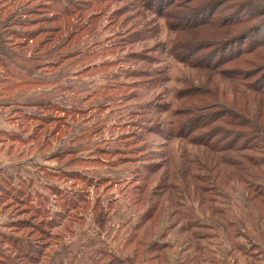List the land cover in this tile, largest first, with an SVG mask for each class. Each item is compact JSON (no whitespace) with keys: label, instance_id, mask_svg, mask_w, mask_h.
<instances>
[{"label":"rangeland","instance_id":"obj_1","mask_svg":"<svg viewBox=\"0 0 264 264\" xmlns=\"http://www.w3.org/2000/svg\"><path fill=\"white\" fill-rule=\"evenodd\" d=\"M62 1L0 0V241L264 264V44L216 62L263 38L264 0Z\"/></svg>","mask_w":264,"mask_h":264},{"label":"trees","instance_id":"obj_2","mask_svg":"<svg viewBox=\"0 0 264 264\" xmlns=\"http://www.w3.org/2000/svg\"><path fill=\"white\" fill-rule=\"evenodd\" d=\"M49 4H51L52 9H54L56 11V12H54L53 17H56L57 19H63L65 17L73 14V12H71V10L68 8L69 6L67 5L66 1L63 2L62 0H52V2H50ZM72 4H73L72 2L69 3V5H72ZM203 21H205V20H203ZM197 23H199V22H196L194 24H197ZM263 32L264 31H262V33ZM259 33H261V31H259ZM243 38L245 39V38H247V36H244ZM235 40L236 39L231 40L230 43H232L233 41L235 42ZM241 41H242L241 42V45H242L243 40H241ZM261 43L264 44V36L260 40L259 39L254 40L252 42V44H250L247 47H245V46L240 47L239 46L240 48L239 47L237 48V50L239 49L238 54L234 53L233 50H230V52L227 51V49L228 48L230 49V47H232V49H233L234 45L233 46L231 45L230 47L229 46L225 47V48L221 49L220 52H218V53H220V55H219L220 57L216 60V62H218L217 65L221 66V64H223L227 61H231L232 59H238L240 57L239 54H240L241 50L243 51L244 49L248 50V49H252L253 47H260L262 45ZM5 51H7V50H5ZM16 56L18 57L17 54H16ZM53 61L54 60H52L51 62H53ZM210 62H211V60H210ZM209 64L210 63H208L207 65H209ZM19 65L20 64H16V67ZM228 71L233 72L234 70H228ZM239 73H240L239 71H237V70L235 71V74H239ZM247 74L248 73H246V75ZM18 80H19L18 82L23 83L22 81H20L21 80L20 78ZM5 82H7V79L5 80ZM24 83H26V82H24ZM257 83L255 81V82L249 83L247 85L251 91H255L258 89V87L256 86ZM10 86H11V84L8 87H10ZM28 97H31L30 99H32V97H34V96H32V94H31V96H28ZM49 106H51V105L49 104ZM34 118H37V116H31L30 117V119H34ZM48 118H53V117H48ZM197 129H199V127L196 125L193 132L196 131ZM252 129H254V128H252ZM18 226L19 225H17L16 227H18ZM1 237H2V240L0 241V264H17L14 262L15 259L13 258V254L10 251L11 249L14 250L15 252H18V255H15L17 258L14 256L18 261H20V262H18V264L23 263V262H27L28 264H39L40 263L41 258L43 256V253H42L43 251L38 250L37 248L33 249L32 247H34V246H32V245L27 247L26 243L23 240L19 239L18 237L5 236V235H1ZM25 247H27V248H25ZM29 250L32 251L33 254ZM36 251H38L40 255H35Z\"/></svg>","mask_w":264,"mask_h":264}]
</instances>
